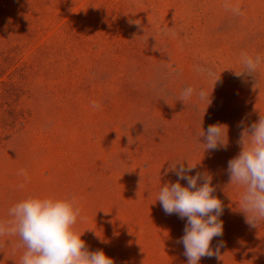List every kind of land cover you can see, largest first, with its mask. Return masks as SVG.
I'll return each instance as SVG.
<instances>
[{
    "label": "rangeland",
    "instance_id": "1",
    "mask_svg": "<svg viewBox=\"0 0 264 264\" xmlns=\"http://www.w3.org/2000/svg\"><path fill=\"white\" fill-rule=\"evenodd\" d=\"M242 54L262 58L255 78L236 75ZM186 87L210 103L180 101ZM260 115L264 0H0V222L29 196L75 198L74 231L90 252L187 264L177 243L186 219L156 199L177 182L172 164L189 162V175L212 176L224 208L210 245L223 243L221 258L199 264H264V222H245L244 188L227 172L238 124ZM216 123L228 145L204 152L199 133ZM19 245L0 237V264H20Z\"/></svg>",
    "mask_w": 264,
    "mask_h": 264
},
{
    "label": "clouds",
    "instance_id": "2",
    "mask_svg": "<svg viewBox=\"0 0 264 264\" xmlns=\"http://www.w3.org/2000/svg\"><path fill=\"white\" fill-rule=\"evenodd\" d=\"M240 13L239 8L233 9ZM241 62L244 71L255 78L262 58L242 54ZM209 78H214V85L219 78L211 70L199 69ZM196 94L200 101L210 103L209 93L203 89L198 92L186 87L180 101L187 100ZM93 108L100 105L95 101ZM238 144L239 154L228 161L227 172L230 184L234 183L244 188L241 196L242 211L246 214L245 222L252 228H258L264 222V116L245 125L242 120ZM204 149L215 151L228 145L227 125L220 123L209 125L206 131L199 133ZM197 164L173 163L171 170L177 176V182L166 184L160 188L157 199L165 214H176L180 219H186L184 235L177 241L184 247L187 264H199L203 257L221 258L220 249L223 243H218L213 249L210 245L214 238L222 237L223 221L220 217L224 208L222 201L213 195L212 176L196 172L189 175ZM25 175L23 171L19 173ZM184 180L187 186L179 182ZM80 215L75 198L58 199L54 197L29 196L17 202L9 209L11 220L0 222V237L17 235L20 245L25 249L20 264H114L112 258L103 251L90 252L81 235L74 231V225Z\"/></svg>",
    "mask_w": 264,
    "mask_h": 264
}]
</instances>
